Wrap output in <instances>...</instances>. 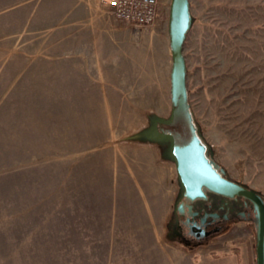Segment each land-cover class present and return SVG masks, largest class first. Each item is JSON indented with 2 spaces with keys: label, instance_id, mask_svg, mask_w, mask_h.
<instances>
[{
  "label": "rangeland",
  "instance_id": "obj_1",
  "mask_svg": "<svg viewBox=\"0 0 264 264\" xmlns=\"http://www.w3.org/2000/svg\"><path fill=\"white\" fill-rule=\"evenodd\" d=\"M67 3L0 0V264H255L242 223L217 248L174 242V163L131 138L170 113V0L94 50ZM189 6L194 123L227 175L264 195V0Z\"/></svg>",
  "mask_w": 264,
  "mask_h": 264
},
{
  "label": "water",
  "instance_id": "obj_2",
  "mask_svg": "<svg viewBox=\"0 0 264 264\" xmlns=\"http://www.w3.org/2000/svg\"><path fill=\"white\" fill-rule=\"evenodd\" d=\"M192 23L189 0H170L168 15L170 71V113L167 117L149 116L146 127L131 138L167 143L166 157L174 163L178 186L189 199L203 195L202 187L228 195L250 199L256 210V264H264V200L261 193L241 182L225 177V169L217 171L205 155L206 143L194 123L186 86V62L183 44ZM206 144V145H205Z\"/></svg>",
  "mask_w": 264,
  "mask_h": 264
},
{
  "label": "flooded vegetation",
  "instance_id": "obj_3",
  "mask_svg": "<svg viewBox=\"0 0 264 264\" xmlns=\"http://www.w3.org/2000/svg\"><path fill=\"white\" fill-rule=\"evenodd\" d=\"M150 142L160 145L162 155H166L167 143ZM205 155L213 167L219 171L218 163L213 159L208 146L205 147ZM223 176L230 178L226 172ZM202 191L203 195L189 199L178 186L168 224L170 237L175 243L192 248L202 245L217 247L223 241V239L217 240V237H225L242 223L253 234L256 264L255 240L258 218L251 200L240 194L228 196L205 187H202ZM261 195L264 200V195L262 193Z\"/></svg>",
  "mask_w": 264,
  "mask_h": 264
},
{
  "label": "crops",
  "instance_id": "obj_4",
  "mask_svg": "<svg viewBox=\"0 0 264 264\" xmlns=\"http://www.w3.org/2000/svg\"><path fill=\"white\" fill-rule=\"evenodd\" d=\"M71 5V10H82V14H79V19L76 20L77 32L83 30L86 33L91 32L93 37L91 39V45L94 49L97 47L94 45L96 41H100L104 35L107 38H113L116 35L117 24L125 23L121 22L108 13L107 7L101 3V0H67ZM67 3V4H68ZM28 16H33L31 12ZM119 22V23H117ZM97 35V36H96ZM99 37V40H97ZM217 248V247H215ZM179 264L185 263L180 259ZM202 264H238L237 256L234 253H222L217 255H204L201 259Z\"/></svg>",
  "mask_w": 264,
  "mask_h": 264
},
{
  "label": "built area",
  "instance_id": "obj_5",
  "mask_svg": "<svg viewBox=\"0 0 264 264\" xmlns=\"http://www.w3.org/2000/svg\"><path fill=\"white\" fill-rule=\"evenodd\" d=\"M113 17L134 26L149 25L159 13L160 0H101Z\"/></svg>",
  "mask_w": 264,
  "mask_h": 264
}]
</instances>
